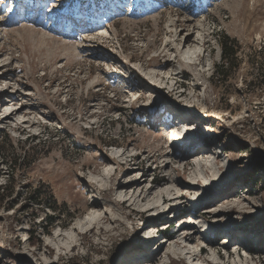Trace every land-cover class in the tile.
<instances>
[{"label": "rangeland", "instance_id": "374dc122", "mask_svg": "<svg viewBox=\"0 0 264 264\" xmlns=\"http://www.w3.org/2000/svg\"><path fill=\"white\" fill-rule=\"evenodd\" d=\"M199 21L213 33L201 74L177 57L183 74L173 91H162L166 101L153 107L155 114L142 109L141 99L129 105L126 80L141 77L134 68L172 57L156 51L167 25L188 28ZM223 36L236 52L233 67L221 76L216 67ZM0 62V264H40L43 257L47 264H118L141 249L129 229L138 210L126 204L128 219L109 233L98 235L94 227L58 256L45 245L88 209L91 177L120 148L142 143L131 163H139L147 179H160L151 186L163 184L159 156L149 155L176 148H167V133L161 135L172 122L167 109L192 100L189 130L212 131L210 151L222 164L212 168L221 183L212 208L224 215L206 223L212 233L199 243L207 247L202 256L218 250L229 264L226 251L238 249L249 264H264V0H0ZM135 89L146 100L148 91ZM10 107L19 112L3 118ZM178 170L175 176L188 181L189 169ZM34 191L40 204L29 198ZM106 193V199L114 197ZM174 259L189 264L179 255Z\"/></svg>", "mask_w": 264, "mask_h": 264}, {"label": "bare ground", "instance_id": "6f19581e", "mask_svg": "<svg viewBox=\"0 0 264 264\" xmlns=\"http://www.w3.org/2000/svg\"><path fill=\"white\" fill-rule=\"evenodd\" d=\"M167 26L170 29H166L165 38L156 51L161 57L167 55H172V57L165 58L163 64L159 66H150L147 69L137 66L134 68V72L141 77L139 76L138 80L136 78L126 80L130 82V86L128 89L126 88L128 91H126L131 94L127 103L132 105L133 102L141 99L143 101L142 109L146 110L150 116L155 114L156 110L153 107L157 103L166 101L162 91L165 88H167V94L173 91L177 82L175 78L183 74L182 67L177 64V57L178 60L180 59L179 62L184 65L191 64L197 67L198 75L205 69L206 62L210 60L206 45L210 39L212 40L213 33L204 28L202 22H195L193 26L188 28H179L173 22ZM171 61L174 62L173 65ZM0 66H4V64L0 62ZM135 82L139 84H135ZM137 87L148 91L146 100L143 95L136 94L138 89L135 88ZM189 102L192 105L188 104ZM194 105L195 102L192 100L184 104L183 107L171 105L167 109L168 113L171 110L173 114L177 113L179 120H183L182 122L186 125L183 141H186L185 146L187 148L194 145L193 150L183 152L181 151L183 147L175 145L176 148H173L171 152L168 151L165 154L153 152L149 155L148 160L156 159L159 156L161 168L167 175L164 183L151 186L157 182L155 180L150 181V178L147 179L146 173L137 166L139 163H131L132 159L140 154L137 151L143 145L140 142H134L129 148H120L110 156H106L102 168L96 171L90 180L93 187L91 191L95 195H93L91 205L82 215L76 217L66 227L55 231L48 238L45 245L47 252H49L47 244L53 245L57 256L68 249H72L81 238V233L94 227L98 235L109 233L115 224H121L128 219V213L123 212V204H126L130 208L138 210V217L129 229H132L133 244L135 246L141 245L142 248L137 249L139 247L137 246L130 251L128 257L127 255L123 257H126L124 260L120 258L118 264H177L175 261L177 259H174L176 255L184 257L189 264H212L215 260L217 261L216 264H227L225 256H221L218 250H212L206 256L197 252L199 243L209 241V236L207 237L205 233L208 235L212 233L208 230L206 223L210 221V217L217 218L224 215V211L219 207L212 208L216 206L214 190L220 183H218L217 177L213 176L214 169L212 170V168L213 165L217 164V169H220L222 165L216 160L218 155L210 151V147L213 145L210 136L212 131H208L207 133L210 134L208 135L205 132L189 130L193 119L187 115L191 114L189 109L193 110ZM18 108L10 107L11 110L8 114L6 112L9 109L1 114H6L3 118H8L9 115L19 112ZM168 113L166 112L164 119L168 118ZM174 116L175 119H178L176 114ZM25 120H20V122L24 123ZM94 124L95 120L91 121L89 126ZM172 124L173 122L161 135L165 136L166 133L169 135L168 131ZM152 138L157 139V135L155 134ZM178 138L176 133H170V140L166 137V147L173 145V141L178 140ZM175 163L181 169H189L190 181H182L175 176L178 175L179 171L178 167L173 166ZM117 171L118 173H116ZM209 174L211 175L209 176ZM197 188L198 191L194 194V198L191 197V192ZM108 190H111L114 196L111 200L105 198ZM211 192H214L211 197L214 199H209ZM187 203H190L191 206H185ZM103 204L105 209L101 208ZM210 205L211 208H207ZM146 213H151V215L145 216ZM172 214L176 218L175 221H179L178 229H173L171 233H168L167 239L158 237L159 231L157 230L160 227L164 228L172 224L173 221L170 219ZM137 221L139 222L137 223ZM197 225L204 227V229L199 230ZM155 231H157L156 235H150L151 232ZM226 244L229 242L223 244L225 245L223 246L224 249ZM65 249L67 250L65 251ZM226 254L229 264H249L248 260L238 254L237 249L231 252L226 251ZM39 262L40 264L49 263L46 257L41 258Z\"/></svg>", "mask_w": 264, "mask_h": 264}, {"label": "trees", "instance_id": "16d2710c", "mask_svg": "<svg viewBox=\"0 0 264 264\" xmlns=\"http://www.w3.org/2000/svg\"><path fill=\"white\" fill-rule=\"evenodd\" d=\"M232 40H229L226 36H223L222 40H220V47H221V61H222V64L220 66H217L216 69H217V72L223 76L225 73H226V69L228 67H233V64H232V59L233 57L235 56V48L234 46L232 45ZM261 71V74H262V77H264V63H263V66L262 68L260 69ZM156 182H159L160 179H156L155 180ZM2 193L5 191L4 188H2ZM36 193L37 195V198L41 196L40 193H37V192H32L30 193L29 195V198L32 199V200H35V201H38L37 204H40V200H38L36 198V196L34 195ZM1 195V194H0ZM34 195V196H33ZM0 200L1 199V196H0ZM45 227L43 226V231H45ZM38 241V240H36Z\"/></svg>", "mask_w": 264, "mask_h": 264}]
</instances>
